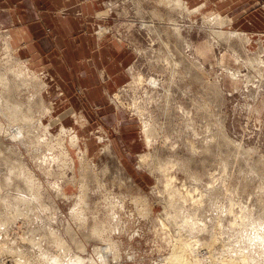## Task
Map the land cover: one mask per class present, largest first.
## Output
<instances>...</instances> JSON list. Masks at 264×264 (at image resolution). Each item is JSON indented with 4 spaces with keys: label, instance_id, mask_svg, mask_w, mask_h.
Here are the masks:
<instances>
[{
    "label": "rangeland",
    "instance_id": "374dc122",
    "mask_svg": "<svg viewBox=\"0 0 264 264\" xmlns=\"http://www.w3.org/2000/svg\"><path fill=\"white\" fill-rule=\"evenodd\" d=\"M219 3L192 12L165 0L108 7L114 14L96 33L110 29L137 53L104 116L97 105L85 113L81 106L82 118L69 109L57 115L67 106L49 104L44 74L0 27V74L9 81L0 80V95L9 92L29 108L21 106L28 120L12 119L0 98V264H55L53 257L67 264L76 255L80 264H90L88 256L97 259L91 264L103 256L106 264H156L177 237L207 253L194 264H264V0L227 9ZM216 14L229 21L213 20ZM138 74L143 80L134 82ZM13 82L19 86L8 89ZM75 133L78 147L69 140ZM53 151L59 160L40 162ZM81 151L92 166L80 209ZM142 153L149 154L144 165ZM168 158L186 165L175 163L170 172L190 194L176 218L166 215L173 206L158 168ZM136 194L147 211L131 199ZM19 196L25 200L15 202ZM121 200L111 221L109 207ZM95 223L101 235L93 233Z\"/></svg>",
    "mask_w": 264,
    "mask_h": 264
},
{
    "label": "crops",
    "instance_id": "0c3cea01",
    "mask_svg": "<svg viewBox=\"0 0 264 264\" xmlns=\"http://www.w3.org/2000/svg\"><path fill=\"white\" fill-rule=\"evenodd\" d=\"M116 1L0 0L1 29L8 32L18 53L44 74L49 104L67 106L57 115L69 109L82 118L91 105H97L103 116L108 114V97L129 77L137 50L110 29L96 33L99 25L107 26L114 14H108V7ZM183 1L191 8L199 4L206 8L217 0ZM218 1L219 8L227 9L245 0ZM112 110L111 115L118 116Z\"/></svg>",
    "mask_w": 264,
    "mask_h": 264
},
{
    "label": "bare ground",
    "instance_id": "6f19581e",
    "mask_svg": "<svg viewBox=\"0 0 264 264\" xmlns=\"http://www.w3.org/2000/svg\"><path fill=\"white\" fill-rule=\"evenodd\" d=\"M166 1V5H168L169 7L172 6V8H179L180 10H186V11H189V12H192V11H195V10H198V7L199 6H202V4L198 5V6H194L193 8H189L185 2L183 0H165ZM213 20H219L220 22L222 23H225L227 21H229V18L227 17L226 19L227 20H221V17L220 15L216 14L214 16L211 17ZM175 24V23H174ZM176 27V28H175ZM174 31L176 32V34L179 36L178 32H179V27L178 26H175L174 25ZM108 30L100 27L99 28V35H103L105 34V32H107ZM223 33V32H222ZM234 34H240L239 32H234ZM184 41L186 42L185 45L186 46H189V44L187 43V41L184 39ZM260 62L262 61H259V64ZM0 80L1 82L3 81L5 84L6 83H9V81L5 78V75L3 74H0ZM134 82H140L143 80L142 76H140L139 74L135 76V78H133ZM13 85L14 86H8V89L9 88H14L19 86L18 83L16 82H13ZM21 85H25L23 82ZM5 94H3V96L0 95V98L2 99L1 101H3L5 104H6V110L8 112V114L10 115V117L12 119H23V120H28V117L26 116L28 113L27 112H24L22 113V109L24 110L26 108V111H28V107L26 106H23L22 103H20L19 101H17V99H13V101L10 99V93L9 92H4ZM20 94V93H19ZM17 95V94H16ZM19 97V96H18ZM7 101V102H6ZM21 106L25 107V108H22ZM136 108L138 109V113L142 114L141 112V107L136 105ZM140 108V109H139ZM40 128V127H38ZM62 129V128H61ZM32 130V129H31ZM70 133V132H69ZM72 133V132H71ZM143 133H144V138H145V143L146 144H150V141H149V137L150 136V133H151V128L149 126H146L143 128ZM40 134V133H39ZM44 138V137H43ZM100 139V138H99ZM52 140V139H51ZM69 140H70V144L71 145H74V146H77L78 147V135L75 133V134H71L69 136ZM51 142V141H50ZM154 142V141H153ZM49 144V143H48ZM55 145V144H54ZM147 145V146H148ZM86 147L88 148V146L86 145ZM76 148V147H75ZM86 148V149H87ZM106 148L108 149L109 146L106 145ZM59 149V148H57ZM59 151V150H58ZM86 151V150H85ZM85 151H81L80 152V155H79V160H80V163H81V169L82 172H81V178L79 179V190H80V194H79V198H80V201L78 202V205H79V208L81 209L82 207H85V204H86V189H87V186H86V174L88 171H90V167L92 166L91 165V159H88L87 157V153ZM56 152V151H55ZM54 151L51 153V154H44L42 155V157H40V162L44 163V164H47V163H50L51 160H59V156L57 153H55ZM63 155L66 154L65 152V149L61 148V151H60ZM148 153H142L140 155V158H139V163L140 165H144L146 163V159L148 158ZM171 157V156H170ZM91 160V161H90ZM175 163H179L177 160L175 159H166L164 161H160L159 163V166L158 168L162 171V175H164L163 177L165 178V182H164V189L167 191L168 193V198L167 200L169 201L168 205L169 206H173V207H169L171 208V211L168 210L166 212V215H168V217L170 218H176V216H180L179 214V203L182 204L184 203L186 200H187V194L189 193V191L185 190V192H182L179 190L180 187H183L182 186V183H181V186L178 187L177 184H175V180H176V176L175 174H172L171 169L175 166ZM179 165H181V167H186L185 164H181L179 163ZM94 166V165H93ZM95 168V166H94ZM93 170V169H92ZM96 170V168H95ZM96 173V171H95ZM105 175V174H104ZM97 176V175H96ZM99 177V176H98ZM128 178H130L129 176H127ZM95 179V178H94ZM97 180V179H96ZM99 180V179H98ZM103 182V181H102ZM134 182V181H133ZM100 183V182H99ZM107 184L106 183H103ZM26 185H28V182L26 183ZM29 185L30 182H29ZM184 185V184H183ZM138 187V186H137ZM89 188V187H88ZM91 189V188H89ZM88 189V190H89ZM105 189V187H104ZM101 190V189H100ZM184 190V188H183ZM90 192V191H89ZM112 192V191H111ZM109 193V192H108ZM112 195V193H111ZM190 194H188L189 196ZM110 197V196H109ZM19 200H16L15 202H19L20 200L23 201L25 200L24 198L20 197L18 198ZM113 199V198H112ZM131 199L133 200V202L135 203V205H140L141 207L143 208H139L140 211H147V209H144V207H146V200L145 198L143 197V195H131ZM105 200V199H103ZM108 205V204H107ZM167 206V205H165ZM109 207V206H108ZM121 208V207H124V201L121 200V203L118 204V203H112L110 205V210H111V213H110V220L112 221L116 216V212H118V210L116 208ZM19 210V209H18ZM138 210V209H137ZM18 212V211H17ZM19 213H25V210H20ZM165 216V215H164ZM93 218H95V216H93ZM166 218V217H164ZM162 219V218H161ZM160 219V220H161ZM162 221V220H161ZM163 223H165V220L162 221ZM202 229V228H201ZM52 234H50L49 238H51V240H53L54 242H57V243H61L62 240L60 237L54 235L55 232L51 231ZM93 233L97 236V235H101V230L100 228L98 227V225L95 223L93 225ZM189 243V244H188ZM186 242V241H183L182 239L178 238L175 240V242L173 243L172 247H171V252L165 256L163 258V260L160 262V260H158L159 263H156V264H194V263H191V261L194 259V258H197V259H200L201 256H205L206 254L205 253H201V251L199 249H196L193 251L194 249V244H196V241H190V242ZM84 244V245H83ZM80 246L82 247V249H86L87 245H85V243L83 241H81L80 243ZM86 246V247H85ZM200 248H203L206 252L210 253V248L208 246H204V247H200ZM203 250V251H204ZM117 254V252H115ZM204 254V255H203ZM102 256V254L100 255ZM88 263H93V262H96L97 259L94 258V260L92 259L91 256H88L87 259ZM53 261L56 262V263H60L62 260L58 257H53ZM83 261V258L80 256V255H76L74 257V259H69L67 261V264H80L81 262ZM107 262V259L103 257L100 258V263L101 264H106ZM240 262H243V259L240 260ZM55 263V264H56ZM16 264V263H15ZM52 264V263H50ZM229 264H238V261L235 260V259H231L229 260Z\"/></svg>",
    "mask_w": 264,
    "mask_h": 264
}]
</instances>
